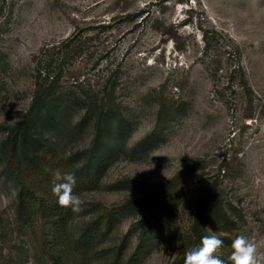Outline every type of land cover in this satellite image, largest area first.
<instances>
[{"label":"rangeland","instance_id":"374dc122","mask_svg":"<svg viewBox=\"0 0 264 264\" xmlns=\"http://www.w3.org/2000/svg\"><path fill=\"white\" fill-rule=\"evenodd\" d=\"M7 3L0 18V140L4 127L17 123L32 101L35 57L42 48L73 36L81 42L65 60V85L79 79L99 88L118 74L117 100L132 129L127 149L78 189L83 203L75 213L77 228L98 215L99 203L122 204L147 191V183L174 179L166 192L179 197L177 209L169 210L167 231L144 264H171L188 243L198 199L208 193L242 217L222 232L232 240L219 251L224 264H232L231 244L240 235L256 239L264 250V0ZM238 64L254 92L253 108L238 94L239 78L231 79ZM250 112L257 118H246ZM156 129L159 144L148 156L135 153V145ZM92 136L91 130L77 138L53 133L46 140L58 156L70 157V172L81 178L87 153H79ZM4 167L0 159V264H51L40 247L38 223L25 229L15 221L19 188ZM133 221V215L119 217L104 246L119 244ZM207 228L219 234L217 223ZM108 250L97 262L110 258L114 250Z\"/></svg>","mask_w":264,"mask_h":264},{"label":"trees","instance_id":"16d2710c","mask_svg":"<svg viewBox=\"0 0 264 264\" xmlns=\"http://www.w3.org/2000/svg\"><path fill=\"white\" fill-rule=\"evenodd\" d=\"M7 5V0H0V18ZM74 38L41 49L35 57L36 88L32 101L17 123L4 127L0 159L5 166L4 172L19 188L15 221L25 229H33L34 223H38L43 229L40 247L51 264H144L151 246L167 231L169 210L177 209L179 197L166 192L171 190L174 179L159 184L145 183L147 191L122 204L106 206L99 203L98 215L79 228L75 225L76 214L70 208L61 207L51 190L57 171L62 175L70 172L71 159H63L51 151L47 136L54 133L59 139L77 138L91 130L92 143L79 153H87V159L80 167L82 177H76L74 191L78 193L82 184L95 181L110 159L127 149V138L132 130L129 119L122 112L121 102L117 100L118 74H111L99 88L86 86L79 79L70 85L63 84L67 70L65 60L78 52L81 43L75 42ZM57 58L61 59L58 63ZM235 77L239 78L238 94L253 108L254 92L240 64L231 70V79ZM245 117L257 118L253 112ZM159 140L157 129L153 130L135 145L134 152L148 156ZM52 162L55 168L49 165ZM35 168L40 170L41 176H35ZM198 200L190 219L188 243L171 264H184L185 252L197 246L203 236L214 234L207 228L209 222L217 223L219 234L215 235L227 242L232 240L222 232H228L242 221L228 204L215 202L210 193ZM124 215H133L134 221L119 244L105 247L118 218ZM130 241L136 244L132 248ZM108 248V252L111 248L114 250L110 258L104 263L97 262V256ZM221 248L215 256L223 257L219 253Z\"/></svg>","mask_w":264,"mask_h":264},{"label":"clouds","instance_id":"9594fccd","mask_svg":"<svg viewBox=\"0 0 264 264\" xmlns=\"http://www.w3.org/2000/svg\"><path fill=\"white\" fill-rule=\"evenodd\" d=\"M77 179L74 173L54 174L52 193L58 198V204L70 208L73 213L81 209L83 201L74 191ZM223 241L215 234L205 235L200 243L185 252L184 264H224L214 254L222 246ZM232 253L229 257L232 264H264V250L256 239L240 235L231 244Z\"/></svg>","mask_w":264,"mask_h":264}]
</instances>
